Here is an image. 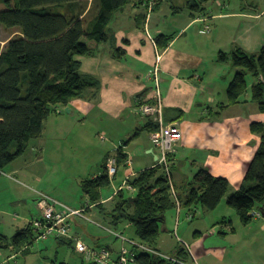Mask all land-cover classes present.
I'll list each match as a JSON object with an SVG mask.
<instances>
[{"label": "crops", "instance_id": "obj_1", "mask_svg": "<svg viewBox=\"0 0 264 264\" xmlns=\"http://www.w3.org/2000/svg\"><path fill=\"white\" fill-rule=\"evenodd\" d=\"M145 1L134 0L125 5L120 12L118 11L119 14H115V17L112 16V20H114L112 27L108 26L107 29V42L100 44L89 42V46L96 52L95 55L77 57L81 63L82 74L92 76L98 81V98L94 101L73 100L66 107L68 111L66 108H61L57 113L49 116L43 124L41 135L31 139L26 145L24 153L27 150L32 153L36 152L34 157L30 154L32 161L25 168L20 170L13 168L11 172H32L37 168L36 165L44 163L49 150L56 152L57 149H60V147H56L59 141L74 132L78 124L84 125L83 119L86 120V118L100 113L110 114L121 125H126L125 129L118 125V130L112 132V138L124 136L123 138H129V142H131L144 134L148 136V145H145L144 149L145 157H142V160L137 163L129 155L130 144L125 146L123 141L118 144L110 141L112 149L106 151L110 147L105 148L106 152L104 151L102 155L99 152V159L102 158L99 170L90 175L88 179L99 177L103 172L102 166L105 165L107 158L116 154L118 150L126 154L127 159L131 162L130 165L125 164L126 161L118 165L115 176L119 173L120 168L123 169V173L121 174L122 182L115 192L116 194L123 188L125 181L158 164V152L150 139L151 132L157 130V123L149 116L140 115L138 107L142 104L159 102L163 124H176L182 132V140L170 157L174 184L181 187L193 178L198 169L206 168L214 177L227 179L230 192L240 188L247 166L260 144V136L251 130V125L253 123L264 125V113L259 110L256 103L250 100L249 89L255 80L250 83L239 103L228 105L226 89L233 76L228 80L227 76L216 72L219 65L225 64L230 69L233 70V68L229 62L219 61L218 55L216 59L214 56L219 52L229 54L235 48L250 52L252 44L255 45L253 48H258L256 40H248V36L240 37L242 33L237 34V38L236 27V37L227 38L225 44H222V40L216 41L218 37L216 35L219 33L216 26L210 37L203 38L197 36L195 32L191 34L194 26L200 27L198 34H208L210 31H206V27L210 26L211 28V22L215 17L229 19L234 14L226 13L214 16L207 8V14L204 16H192L186 8L185 0H172L171 4L174 1H181L182 6H173L172 14L175 18L187 12L189 19L179 26L178 31H175L177 33H166L157 15L160 11L158 5L163 0L155 1V10L152 11V15L148 13L150 8L148 3H143ZM224 3L225 1H223ZM223 4L217 3L219 6ZM246 6H250V8H246ZM246 6L242 8V13L238 14L239 16H245L244 13L255 10L253 9L255 6L253 7L252 4ZM249 16L251 17V15ZM172 34L168 45L159 50L154 41L155 37ZM210 40H212L211 45L214 46V48H210L213 54L209 57L214 65L213 71L207 69V62L204 61L206 58L197 52L205 47L206 42ZM229 45L231 50L227 52ZM193 47L197 49H193ZM263 47L264 45L258 51ZM258 51L251 54H256ZM144 70V73L147 74L146 79L142 73ZM157 93H159V99ZM79 117L83 119L80 120ZM45 133L49 136H44ZM74 137L84 140L87 134L83 133L81 136ZM139 141L141 142V139L137 140L138 143ZM55 142L57 143L52 146L51 143ZM48 157L52 158L54 155L50 154ZM187 166H189V174L183 171ZM173 170L176 173L173 174ZM84 180V178L79 179L80 186ZM83 199L85 203L82 206L89 202L87 196L84 195ZM219 207L209 212L197 208L201 213H198L190 222L199 221L197 222L198 228L201 229H195L189 243L184 239L185 237L177 235V238H180L181 242L188 246L182 254L187 263L193 264L195 261L197 264H226L228 246L225 241H228L229 237H236V235L238 237L239 234H237L233 219H238L240 223L241 220L235 210L226 204L225 199ZM92 209L95 210L91 207L88 212ZM172 211L176 222H178L177 232L181 225L180 221L183 222V226L185 225V229L190 228L186 224L190 219L187 208L179 207ZM256 211L260 212L258 208ZM259 217H264V214L260 212L259 216H255L254 219H260ZM221 224L228 226L227 228L221 227L216 236L211 234V238L205 235V232L208 233L206 230L209 226L215 228ZM261 230L264 231V221L261 223ZM162 232H167L166 219ZM177 247L179 248L180 245ZM156 248L161 251L158 245ZM229 249H234V247L231 246ZM186 251L189 252L190 257ZM235 253L236 251H234ZM192 257L193 259H191Z\"/></svg>", "mask_w": 264, "mask_h": 264}, {"label": "trees", "instance_id": "obj_2", "mask_svg": "<svg viewBox=\"0 0 264 264\" xmlns=\"http://www.w3.org/2000/svg\"><path fill=\"white\" fill-rule=\"evenodd\" d=\"M132 1L18 0L15 7L0 10V24L19 29V35L0 46V172L24 153L31 139L41 135L45 120L58 109L66 108L76 99L94 101L98 98V81L82 74L77 57L95 55L89 42H107L111 16ZM155 1L146 0L149 12L155 10ZM210 1L214 0H185V5L192 16H204ZM172 36H156L157 48L164 49ZM218 60L229 62L234 69L226 89L228 105L239 103L248 90L246 77L250 75L255 79L249 89L250 100L264 113V47L256 54L246 53L241 48L229 54L219 52ZM251 130L260 136V144L247 166L243 185L236 191L230 192L227 179L214 177L208 169L200 168L181 187L172 181L174 197L163 167L157 164L128 180L136 189L133 194L136 201L130 202L121 189L112 198L116 200L113 210L105 214L100 201L101 189L110 185L105 164L99 177L81 182V189L89 201L81 209H98L103 218L110 216V223L114 225L124 220L131 224L136 238L131 240L137 245H130L132 260L129 264H177L154 253L164 255L156 246L169 210H176L177 205L186 206L193 220L194 212L201 213L197 208L214 211L225 199L241 223L249 225L257 208L264 207V125L253 123ZM116 157L118 165L127 159L121 150L116 152ZM170 169L172 173L171 163ZM127 205H135L133 214L127 213ZM227 226L221 224L219 227ZM56 239L67 244L73 241L66 237ZM4 241L0 240V247L9 248L15 257L29 253L36 243L31 223L16 231L11 242L4 244ZM180 244L175 252L177 256L169 257L184 263L186 259L182 254L187 246ZM138 245L151 252L141 250ZM110 251L116 257L117 254ZM187 254L189 256V252Z\"/></svg>", "mask_w": 264, "mask_h": 264}, {"label": "rangeland", "instance_id": "obj_3", "mask_svg": "<svg viewBox=\"0 0 264 264\" xmlns=\"http://www.w3.org/2000/svg\"><path fill=\"white\" fill-rule=\"evenodd\" d=\"M82 1L90 2V0ZM223 1H225L224 4ZM180 2L181 1H174L171 4L169 0H163L162 3L160 2L158 5L160 11L157 15L166 33H177L175 31H178L179 26L186 23L189 19L187 12H184L181 16L173 17V6L182 7ZM17 3L18 0H0V10L15 7ZM144 3H146V1ZM217 3L223 5L219 6ZM251 4L253 7L255 6V8H253L255 9L254 11L244 13L246 14L245 16L238 15L242 13L243 7ZM207 8L214 16L226 13L234 14V16L229 19H217L215 17L212 21L214 23L211 22V28L210 26L206 27V31L210 29V33L208 34H198V28L200 27L197 26L193 27L194 29L191 31V34L195 32L197 36L203 38L210 37L211 32L216 26L219 32L216 35L218 36L216 41L219 42L222 40V44L226 43L225 41L227 38L232 39L236 36L238 38V35L242 33L240 37L248 36V40L254 39L257 42L256 47L258 48H253L255 45L252 44L251 50H249L250 52L246 53H255L264 45V0H214L207 4ZM246 8H250V6H246ZM119 12L115 14H119ZM148 13L152 15V12ZM148 13L146 12V14ZM115 14L112 16L115 17ZM157 15L155 14V17ZM249 15H251V17ZM112 16L109 22L110 27H112L114 20H112ZM17 35H19V29L6 28L0 24L1 47L5 46L9 39ZM211 44L212 40L206 42V46L201 50H197V52L206 58L204 61L207 62V69L213 71L214 65L212 59L209 58L211 57L210 55L213 54L210 48H214ZM193 49L197 48L193 47ZM230 50L231 46L229 45L226 51L229 52ZM218 54H215L216 56H214V59H216ZM144 72L145 70L142 73ZM220 72L230 80L234 74V69H230L229 66L225 64L219 65L216 73ZM144 75L146 79L147 74L144 73ZM246 79L248 81V86L255 80L250 75H247ZM79 119L81 120L83 118L79 117ZM84 120L85 119L82 120L84 125L78 124L74 132L66 135L65 138L59 141L56 147H60V149H57L56 152L49 150L47 152V159L44 163L36 165L37 168L32 172H11L13 168L19 170L25 168V166L29 165L32 161L30 154L34 157L36 152L32 153L27 150L22 156L7 165L3 169L4 171L0 173V240L3 239L7 242H11L12 236L17 229L23 228L32 220L41 217L42 213L37 206V201L42 195L54 199L70 208L81 209L85 200L83 199L84 193L79 184V179H88L90 175L93 173L95 174L99 170L98 167L101 165L102 161V158L99 159V152H101V155L104 154V149L110 147V141H114L116 144L123 141L122 143L125 146L130 144V147H128L129 155L133 158L135 163L142 160V157H145L144 149L145 145H148V136H145V134L137 139H141L139 143L136 139L129 142V138L125 139L123 138L124 136L119 138H115L114 136V138H112V132H116L118 130L117 126L121 125V123L112 118L110 114L100 113ZM121 127L125 129L126 125H121ZM83 133L87 134L84 140H79L74 137L81 136ZM45 134L44 136H49ZM100 136H104L105 140L100 139ZM56 143L57 142L51 143V145L54 146ZM111 149L110 147L106 151ZM50 154L54 155V157H48ZM183 171L189 174V166ZM122 173L123 169L120 168L119 173L110 180V185L101 189L100 201L103 203L102 206H104L103 210H105V214L106 212H111L114 208L116 200H112V198L122 182ZM174 173L176 172L173 170V174ZM123 193L125 198L134 197L133 194L126 190H124ZM219 206L220 205H218V207ZM135 208V205H127L126 211L129 214H133ZM98 211V209H92L90 212L84 211V216L88 218V220L79 217H73L70 220L69 233L66 239L73 240L72 244L60 243V241L52 237L47 240H38L33 244L29 253L19 254L17 257L13 255L9 248L0 247V264H86L88 262L84 260L74 248L76 241H81L90 248L108 246L113 250L114 255H116L122 247L129 249L130 244L128 242H122L121 238H117L113 233L126 240L135 238L134 228L131 224L124 220L114 225L110 223V216L103 218V215ZM259 218L260 219L252 220L249 225H243L238 219L235 220L232 218L234 220V226L237 229V234L239 235L238 237L237 235L236 237H229L227 239L228 241H225L229 248L231 246L234 247V249H229L227 247L226 264H232L234 262L237 264H264V231L261 230V223L264 221V217ZM190 220L191 219H188V223L186 222V224L190 226L188 229H185V225L183 226V222L180 221L179 223H181V225L179 224L180 227L177 232L178 222H176L177 220L175 219L174 212L172 210L167 212V232L161 231L157 241V245L164 255H174L176 249H178L177 245L181 246L180 243L182 242L180 238H177V235L178 237H185L184 239L189 243L195 229H201L198 228L197 222L199 221L194 220L190 222ZM206 231L208 233L205 232V235L208 237H210L211 234L216 236L218 234L217 232L220 231V227L212 228L209 226ZM5 241L4 244L6 243ZM234 251H236L235 254Z\"/></svg>", "mask_w": 264, "mask_h": 264}, {"label": "built area", "instance_id": "obj_4", "mask_svg": "<svg viewBox=\"0 0 264 264\" xmlns=\"http://www.w3.org/2000/svg\"><path fill=\"white\" fill-rule=\"evenodd\" d=\"M208 30V29H207ZM210 30V29H209ZM208 30V32H209ZM156 79V77H155ZM157 81V80H156ZM157 98L159 99V93H157ZM159 102L156 104H142L138 107V113L142 116H149L157 123V130L151 132L150 139L154 148L158 152V164L164 169V173L171 184V190L174 197L175 192L172 184V173L170 169V157L175 152V147L182 140V132L178 125L168 124L164 125L162 121L161 109L159 108ZM100 139L105 140L104 136H100ZM125 164L130 165V160L126 159ZM106 173L111 180L118 168V161L116 154L111 155L106 160ZM123 190L134 194L136 189L128 182L125 181L123 184ZM121 190V189H120ZM119 191V190H118ZM37 206L41 211L42 215L40 218L32 220L31 226L33 228V233L38 240H47L48 238H59L66 237L69 233V219L73 217H79L88 220L84 216V209H73L70 208L54 199L47 196H43L37 201ZM179 208V205H177ZM255 216H259L256 213ZM190 216L188 215V218ZM93 222V221H91ZM96 224V223H95ZM117 238H121L122 242H128L130 245H137L134 241L126 240L125 238L116 235ZM183 243V242H182ZM186 245L185 243H183ZM141 250L150 251L143 245H138ZM187 246V245H186ZM188 247V246H187ZM76 252L82 256L84 260L88 263L94 264H129L131 262L130 250L122 247L117 253L116 257H113L110 249L106 247H95L90 248L81 241H76L74 246ZM163 258L173 261L177 264H190L178 261L175 258H170L169 256L159 254L154 252ZM193 264H197L195 261Z\"/></svg>", "mask_w": 264, "mask_h": 264}, {"label": "water", "instance_id": "obj_5", "mask_svg": "<svg viewBox=\"0 0 264 264\" xmlns=\"http://www.w3.org/2000/svg\"><path fill=\"white\" fill-rule=\"evenodd\" d=\"M66 111H68V108H66ZM128 200H129L130 202H134V201H136V198H132V197H130V198H128ZM258 210H259L261 213L264 214V208H263V207L258 208Z\"/></svg>", "mask_w": 264, "mask_h": 264}, {"label": "bare ground", "instance_id": "obj_6", "mask_svg": "<svg viewBox=\"0 0 264 264\" xmlns=\"http://www.w3.org/2000/svg\"><path fill=\"white\" fill-rule=\"evenodd\" d=\"M184 181H185V180H184ZM188 182H189V181H188ZM242 185H243V184H242ZM242 185H241V186H242ZM182 204H183V203H182ZM183 205H184V204H183ZM185 207H186V206H185ZM185 207H184V208H185ZM205 210H206V209H205ZM207 210H208V209H207ZM208 211H209V210H208ZM194 213H195V216H196V213H197V212H194ZM189 215H190V214H189ZM158 251H159V250H158ZM160 253H161V252H160ZM172 255H173V254H172ZM156 256H157V255H156ZM176 256H177V255H176ZM158 257H159V256H158ZM173 257H174V256H173ZM189 257H190V256H189ZM171 258H172V257H171ZM175 259H176V258H175ZM191 259H193V257H192ZM178 261H180V260H178ZM168 262H171V261H168ZM185 262H186V261H185ZM185 262H184V263H185Z\"/></svg>", "mask_w": 264, "mask_h": 264}]
</instances>
